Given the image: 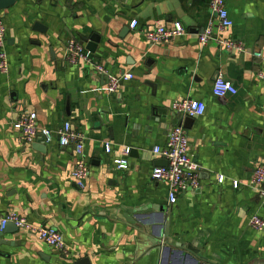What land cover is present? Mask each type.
Returning <instances> with one entry per match:
<instances>
[{
  "label": "crops",
  "instance_id": "1",
  "mask_svg": "<svg viewBox=\"0 0 264 264\" xmlns=\"http://www.w3.org/2000/svg\"><path fill=\"white\" fill-rule=\"evenodd\" d=\"M209 2L16 0L0 10L9 57L8 74H0V213L56 228L66 244L57 251L11 226L0 233V264H72L83 257L87 264H264V231L249 226L253 215L264 219V208L259 191L246 185L264 166V81L256 76L262 63L251 55L264 54V0H226L232 26L220 35L242 41L240 54L214 39L199 44L198 33L215 17ZM155 21H180L185 34L149 44L143 30ZM93 32L100 37L96 51H88L95 63L112 75L133 74L113 93L93 65L65 61L66 41ZM219 75L235 85V95L212 94ZM187 96L206 110L185 126L171 107ZM28 113L39 128L70 121L83 133L90 166L83 190L70 175L72 147L47 143L40 133L28 143L13 126ZM178 124L200 182L169 206L168 183L151 178L164 162L153 147L163 146ZM127 147L137 156L119 169L114 160Z\"/></svg>",
  "mask_w": 264,
  "mask_h": 264
},
{
  "label": "built area",
  "instance_id": "2",
  "mask_svg": "<svg viewBox=\"0 0 264 264\" xmlns=\"http://www.w3.org/2000/svg\"><path fill=\"white\" fill-rule=\"evenodd\" d=\"M209 8L215 16L208 20L197 38L201 46H205L210 40H216L218 45L229 53L240 54L246 51L242 41L220 34L227 31L232 26V20L226 9V0H210ZM138 25L136 19L131 20L129 26L135 29ZM185 34V28L180 21L173 22L170 26L160 21H155L153 27L143 30L145 40L149 44H168L176 38ZM251 55L258 59L262 66L257 71L258 79L264 81V54L260 50L251 52ZM65 61L67 64H77L83 62L94 66L97 73L106 76V88L109 93L115 92L120 83L131 80L133 74L125 72L119 75L109 74L102 65L95 63L85 45L77 39L70 38L65 44ZM9 72V57L7 52V30L3 20L0 18V74L6 75ZM237 88L222 75L217 76L212 84V94L215 97L223 98L227 95H235ZM171 110L182 119L201 116L206 105L202 100L187 96L173 101ZM13 126L18 129L26 142L31 143L40 133L44 141L50 143L56 141L60 146H70L74 150L75 161L70 175L76 186L83 190L90 174V166L84 155V135L75 129L70 121H64L56 129L39 128L36 122V114H23ZM106 152H110L111 145L105 144ZM153 152L166 160L165 166H155L151 171V178L155 181L168 183V205H174L179 195L188 188L199 187V165L195 163L189 153V140L185 128L182 124L173 126L163 146L156 145ZM130 148L122 151V157L114 160L116 167L126 169L128 167ZM223 181V176H218V182ZM240 182L233 181V187L238 188ZM246 185L256 188L261 196V204L264 208V166L257 165ZM7 224H12L15 228L34 234L41 241L57 251H64L66 244L62 234L53 227L37 224L29 221L25 216L16 212L0 213V231ZM249 226L257 231H264V219L253 215L249 220Z\"/></svg>",
  "mask_w": 264,
  "mask_h": 264
},
{
  "label": "water",
  "instance_id": "3",
  "mask_svg": "<svg viewBox=\"0 0 264 264\" xmlns=\"http://www.w3.org/2000/svg\"><path fill=\"white\" fill-rule=\"evenodd\" d=\"M15 1L16 0H0V10H3V9L11 7L12 5H14ZM34 29L45 31V29L42 28L40 23H35L34 24ZM79 38H80L81 42L83 44H85V48H86L87 51H89L91 53H94L96 51L97 44H98L99 38H100L97 33L93 32L89 36L82 35V36H79ZM191 120H192V118H189V117L185 118L184 125L187 126L191 122ZM43 140H44V138H43ZM135 151L136 150L130 151L129 156H131V157L132 156H137ZM166 163H167L166 160H164V162H161V164L158 165V166H165ZM11 226H13V225L12 224H7L6 227L2 231H0V233L5 232L6 228H10ZM15 229H17V228H15ZM157 249L159 250V255H160L161 250H162L161 246L158 245ZM72 264H87V258L83 257V258H81L79 260H76V261L72 262ZM155 264H158V261L155 262ZM209 264H213V263H209Z\"/></svg>",
  "mask_w": 264,
  "mask_h": 264
}]
</instances>
